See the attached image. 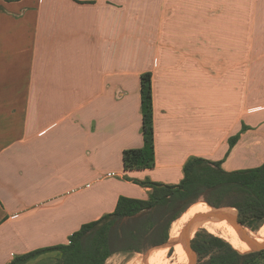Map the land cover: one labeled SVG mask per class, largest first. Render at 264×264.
<instances>
[{"label": "crops", "instance_id": "crops-1", "mask_svg": "<svg viewBox=\"0 0 264 264\" xmlns=\"http://www.w3.org/2000/svg\"><path fill=\"white\" fill-rule=\"evenodd\" d=\"M144 72L154 166L124 170ZM192 156L264 162V0H0V264L147 198L138 182L179 183Z\"/></svg>", "mask_w": 264, "mask_h": 264}, {"label": "trees", "instance_id": "trees-1", "mask_svg": "<svg viewBox=\"0 0 264 264\" xmlns=\"http://www.w3.org/2000/svg\"><path fill=\"white\" fill-rule=\"evenodd\" d=\"M140 103L143 145L123 150L124 170L154 166L149 72L140 75ZM236 138L229 139L230 146ZM138 183L149 188L147 198L120 196L114 211L82 224L69 235L68 243L29 251L14 257L8 264H25L30 258L51 251L60 253V264H104L115 252H139L160 246L147 255L149 260L156 261L169 238L171 224L174 221V224H179L176 220L197 209L218 211L228 223L231 213L227 208L234 209L241 224L251 230L264 223V162L257 167L227 171L221 167V161L192 156L183 166V178L179 183ZM199 198H203L208 205L196 202ZM220 229L228 233L225 227ZM190 244L196 253V264H251L264 252V249L240 251L224 238L205 229L196 231ZM189 250L195 257V253ZM170 252L171 249L167 258L171 256ZM184 255L185 264H188L190 257L186 252Z\"/></svg>", "mask_w": 264, "mask_h": 264}, {"label": "rangeland", "instance_id": "rangeland-1", "mask_svg": "<svg viewBox=\"0 0 264 264\" xmlns=\"http://www.w3.org/2000/svg\"><path fill=\"white\" fill-rule=\"evenodd\" d=\"M196 202H204L207 204V202L203 198H199ZM209 211H210L209 209H197V210L193 211L190 214V216H195V215H198V214H201L204 212H209ZM227 211L235 214L234 209L227 208ZM186 217H187V215L176 220V222L179 221V224H174V222H175L174 221L171 224L170 230L176 229L184 220H186ZM263 225H264V223H263ZM200 229H205L207 232H209L213 235L222 237L225 240H227L225 235L223 233H221L220 230L213 229V227L200 226L196 229V231H198ZM248 229H250V228H248ZM196 231L194 232L193 236L195 235ZM235 233H236V231H235ZM236 235H237V233H236ZM193 236L191 238H193ZM191 238L189 240H191ZM189 240H187L186 242H188ZM157 247H160V246H157ZM157 247H151V248H148L144 251H139V252H137V251L115 252V253L111 254L105 260L104 264H147L146 258H147L148 253ZM170 249H171L172 254L170 252L171 256L166 259V264H179L180 252L184 251V249L177 244H175L173 246V251H172V246H169L167 253L169 252ZM170 254H168V255H170ZM192 257H193L192 259H194L195 262L197 263V257L195 256V258H194L193 255H192ZM192 259L189 260L188 264L191 263ZM25 264H60V253L57 251H51V252H47L44 254H39V255L34 256L33 258H30ZM251 264H264V252L261 253V255Z\"/></svg>", "mask_w": 264, "mask_h": 264}, {"label": "bare ground", "instance_id": "bare-ground-1", "mask_svg": "<svg viewBox=\"0 0 264 264\" xmlns=\"http://www.w3.org/2000/svg\"><path fill=\"white\" fill-rule=\"evenodd\" d=\"M204 213L210 214V216L204 217L203 213L195 216H190V214H188L187 216L189 217H186V220H184L176 229L169 231V235L171 239L177 238L173 246L177 244L180 247H182L184 251L189 255L190 259H192L193 257L189 248L186 246L187 243L186 241L193 236L194 232L198 227L210 226L213 227V229L220 230L221 233L225 235L227 241L230 242L235 248L241 251H247L249 249L247 244L240 241L232 226L228 223L226 218L220 212L210 210L209 212H204ZM220 227H225L228 233L222 231ZM180 230L182 231L180 232ZM257 237L264 238V225L261 227L260 231L258 232ZM167 250L168 247L164 245V247L159 253L158 259L156 261H152L146 258L147 264H166ZM184 251L180 252L179 264H185Z\"/></svg>", "mask_w": 264, "mask_h": 264}, {"label": "water", "instance_id": "water-1", "mask_svg": "<svg viewBox=\"0 0 264 264\" xmlns=\"http://www.w3.org/2000/svg\"><path fill=\"white\" fill-rule=\"evenodd\" d=\"M226 208V207H223ZM204 217L206 216H210V214H206L203 213ZM230 218H229V224L234 228V230L236 231L240 241L244 242L245 244L248 245L249 249L247 251H260L262 249H264V238H258L257 234L260 230V228L263 226V224L257 228L256 230H250L248 229L246 226H244L243 224H241V222L237 219L236 217V212L231 213L230 214ZM182 230H180L181 232ZM179 232V233H180ZM177 240L176 239H171L170 235L169 238L167 239V241L164 243L165 246L169 247V246H173L174 242ZM186 246L192 250L191 248V244H190V240L186 243ZM234 247V246H233ZM235 248V247H234ZM237 249V248H235ZM239 250V249H238ZM193 251V250H192ZM241 251V250H240ZM194 252V251H193ZM195 253V252H194ZM196 256V253H195ZM195 258V257H194ZM190 264H196L195 260L192 259Z\"/></svg>", "mask_w": 264, "mask_h": 264}, {"label": "built area", "instance_id": "built-area-1", "mask_svg": "<svg viewBox=\"0 0 264 264\" xmlns=\"http://www.w3.org/2000/svg\"><path fill=\"white\" fill-rule=\"evenodd\" d=\"M107 175H111V173H108Z\"/></svg>", "mask_w": 264, "mask_h": 264}]
</instances>
